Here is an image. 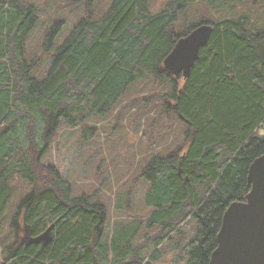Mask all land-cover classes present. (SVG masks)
<instances>
[{"label": "trees", "instance_id": "16d2710c", "mask_svg": "<svg viewBox=\"0 0 264 264\" xmlns=\"http://www.w3.org/2000/svg\"><path fill=\"white\" fill-rule=\"evenodd\" d=\"M149 1L112 0L54 48L64 27L56 20L45 31L44 50L54 49L50 68L37 79L32 73L40 57L26 54L35 9L0 0V220L13 193L8 180L18 176L31 185L0 264H153L166 241L175 245L171 264H209L227 208L244 201L249 168L264 155V32L252 34L247 18L178 32L188 6L221 0H168L158 13ZM201 24L213 31L190 77L171 76L164 59ZM148 78L169 83L170 94L157 102L185 123L184 144L142 167L139 178L149 186L143 201L151 209L146 219L117 221L107 233L106 204L73 196L70 181L44 157L62 125L94 133L86 120L108 114ZM190 219L196 234L186 243L182 229ZM50 226L47 245L26 242Z\"/></svg>", "mask_w": 264, "mask_h": 264}, {"label": "rangeland", "instance_id": "374dc122", "mask_svg": "<svg viewBox=\"0 0 264 264\" xmlns=\"http://www.w3.org/2000/svg\"><path fill=\"white\" fill-rule=\"evenodd\" d=\"M111 1L93 0L89 6L88 0H19L25 6L34 7L38 17L26 46L28 57H40L32 76L42 79L50 68L54 49L44 50L45 31L56 20L63 21L64 27L54 48L80 20L91 13L92 17H97L106 12ZM167 1L150 0L149 10L158 13ZM217 3L188 6L179 15L177 31L202 22L215 24L247 18L252 34L264 32V0H221ZM170 92L168 82L154 78L136 82L108 114L93 115L86 120L85 125L93 128L94 133L84 134L83 125L75 129L62 125L44 157L45 163L53 164L70 181L73 196L92 195L106 204L109 210L107 233L117 221L146 219L151 209L143 201L149 186L139 178L142 167L152 157L166 156L184 144L185 123L177 115L166 114L163 105L157 102L158 96H168ZM263 133L260 130V135ZM8 185L13 193L0 220V262L4 260V249L15 241L11 222L16 209L31 191V185L18 176H12ZM182 230L188 243L196 234L195 221L190 219ZM174 250L173 243L164 242L156 250L159 257L153 264H171Z\"/></svg>", "mask_w": 264, "mask_h": 264}, {"label": "water", "instance_id": "95a60500", "mask_svg": "<svg viewBox=\"0 0 264 264\" xmlns=\"http://www.w3.org/2000/svg\"><path fill=\"white\" fill-rule=\"evenodd\" d=\"M212 31L211 25L201 24L178 39L163 61L164 70L175 78L188 79ZM247 182L250 190L244 201L230 204L223 216L209 264H264V155L251 164ZM52 229L36 238L27 236L26 242L45 246L51 241Z\"/></svg>", "mask_w": 264, "mask_h": 264}, {"label": "clouds", "instance_id": "9594fccd", "mask_svg": "<svg viewBox=\"0 0 264 264\" xmlns=\"http://www.w3.org/2000/svg\"><path fill=\"white\" fill-rule=\"evenodd\" d=\"M155 10V9H154Z\"/></svg>", "mask_w": 264, "mask_h": 264}]
</instances>
